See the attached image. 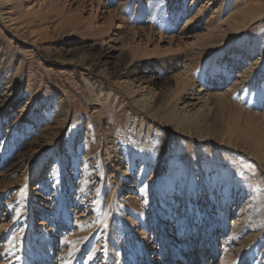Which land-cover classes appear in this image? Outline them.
Here are the masks:
<instances>
[{
	"label": "rangeland",
	"instance_id": "374dc122",
	"mask_svg": "<svg viewBox=\"0 0 264 264\" xmlns=\"http://www.w3.org/2000/svg\"><path fill=\"white\" fill-rule=\"evenodd\" d=\"M221 1L0 0V264H264V0Z\"/></svg>",
	"mask_w": 264,
	"mask_h": 264
},
{
	"label": "bare ground",
	"instance_id": "6f19581e",
	"mask_svg": "<svg viewBox=\"0 0 264 264\" xmlns=\"http://www.w3.org/2000/svg\"><path fill=\"white\" fill-rule=\"evenodd\" d=\"M84 1V0H83ZM225 3H228V1L227 0H223V1H221V5L223 6ZM38 5V4H37ZM39 6H41L40 4H39ZM38 6V7H39ZM262 7V6H261ZM220 13V12H219ZM113 18V19H112ZM118 17H117V15L116 16H111V19H110V21H111V23H113L116 19H117ZM236 19V18H235ZM242 19V18H241ZM134 20V19H133ZM240 19H238L237 21H239ZM240 22H243V25L244 24H246V22L244 21V20H242V21H240ZM249 24V23H248ZM247 26V25H246ZM92 27V26H91ZM112 27H113V25H112ZM232 27H234V26H232ZM236 27V26H235ZM234 27V28H235ZM243 27H245V26H243ZM239 28V27H238ZM243 29V28H242ZM244 30V29H243ZM238 31V30H237ZM137 34V33H136ZM136 34H135V36H136ZM100 35H102V32L100 33ZM139 37H141L142 39H140L141 41H144V40H146V42H147V44H149L150 43V36H146V34H144V33H139ZM149 42V43H148ZM148 47L145 49V50H143L144 48H142V50H141V47L139 46V45H137V47H131L130 48V54L132 55V57H134V58H137L138 56H146V57H153V56H156V55H160V56H164L165 54H166V52L167 51H162V50H158V49H153V50H150V48H149V45H147ZM164 50V49H163ZM181 80H183V82L182 83H184V84H186L187 83V80L185 79V78H183V79H181ZM147 97V96H146ZM204 98V97H203ZM150 98H148V99H144L143 101H142V104H143V107H147V106H149V104L151 103V101L149 100ZM152 99H154V96L153 95H151V100ZM205 100H206V98H204ZM152 104V103H151ZM191 106H194V107H197L198 105L196 104H192ZM198 111H200V110H198ZM195 114L196 113H194L193 114V116H195ZM192 115V114H191ZM192 118H190V114H189V116H188V114H186L185 115V117H184V119H181L180 121H178V125H180V124H183V123H190L189 121L191 120ZM194 119V118H193ZM121 173H124L125 174V172H121ZM39 188H37L36 190H38ZM239 220H241V217L239 216V217H236V222L235 223H233V226H236V225H238L239 224ZM211 248H212V246H211ZM210 252L212 253H216L217 251H216V249L215 248H213V249H210ZM207 254V253H206ZM213 255V254H212ZM216 255H219V253L217 254L216 253ZM148 257H149V254L147 255Z\"/></svg>",
	"mask_w": 264,
	"mask_h": 264
}]
</instances>
